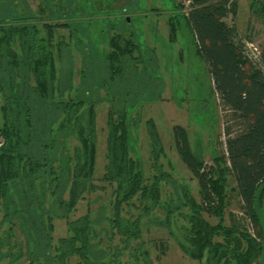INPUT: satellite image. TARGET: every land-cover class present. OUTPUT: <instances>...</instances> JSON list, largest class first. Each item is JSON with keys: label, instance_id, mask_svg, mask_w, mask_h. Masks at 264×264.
<instances>
[{"label": "trees", "instance_id": "1", "mask_svg": "<svg viewBox=\"0 0 264 264\" xmlns=\"http://www.w3.org/2000/svg\"><path fill=\"white\" fill-rule=\"evenodd\" d=\"M6 1L0 0V264H154L150 251L139 243L141 218L125 217L124 207L135 198L146 203L148 211L158 207L162 182L171 177L161 168L165 153L152 119L145 125L153 175L146 178L140 160L131 156L130 129L137 124L131 112L144 101L139 99L148 89L145 76L149 81L151 59L144 58L140 44L128 33L130 18L121 17L125 9L110 26L108 49L100 60L109 80H121L124 99L106 116L101 181L113 188V202L107 226L98 230L89 212L72 219L78 202L96 190L95 104L85 87L81 96L71 99H64L56 88L57 61L67 45L58 31L68 30L71 38L74 21L98 12L87 10L86 0L85 13L77 10L75 0H39V17H21L16 12L20 0L8 2V7ZM251 6L257 14L258 5ZM238 7V0H189L186 12L183 7L173 9L167 19L169 41L188 37V46L204 62L217 105L231 119L223 130L226 155L215 154L210 166L193 152L186 129L175 125L171 130L177 156L196 181L199 195L196 201L189 187L179 189L175 209H187L188 226L177 245L198 264H256L264 253L259 214L264 197V70L247 55L236 27L228 23L237 17ZM119 22L122 30L116 26ZM136 78L130 86V79ZM36 110L45 121L39 131L33 126ZM69 138L78 143L71 155L65 148ZM229 175L251 232L238 222L224 223ZM203 215L217 223L210 224ZM54 218L64 220L68 232L56 242ZM102 235L107 238L104 250L97 248Z\"/></svg>", "mask_w": 264, "mask_h": 264}, {"label": "rangeland", "instance_id": "2", "mask_svg": "<svg viewBox=\"0 0 264 264\" xmlns=\"http://www.w3.org/2000/svg\"><path fill=\"white\" fill-rule=\"evenodd\" d=\"M84 1L75 0L77 10L85 13L86 7L82 4ZM6 2L8 7V2H14V0ZM39 2V0H20V5H16L19 7L16 12L21 17H29V14L39 17L37 15ZM188 2L189 0H86L89 7L87 10L93 9L98 14L91 19L90 16L83 14L85 18L74 21L77 25L71 38L68 30L58 31V34L63 35L68 46L62 49L60 59L57 61V90L62 92L64 99H71L81 96L80 92L85 87L87 98L93 100L95 104L96 161L93 184L96 190L87 193L78 202L72 219L89 212L98 230H104L107 226L106 220L110 215V205L113 202V188L101 181L106 163V116L112 106L115 109L119 108L124 99L120 93L121 80H109L108 74H105L106 68L100 60L103 50L108 49L106 41L112 34L110 26L117 24L123 9L125 12L121 14V17L130 18L128 33L133 34L140 44L144 58L153 60L154 66L151 68L150 60V65L147 67L150 69L149 81L144 75L148 89L145 87L146 94L139 99L144 101L136 111L131 112L134 123L137 121L135 127L132 126L130 129L131 156L140 160L145 177L150 178L153 170L145 122L152 119L165 153L160 160L161 168L169 174L171 181L162 182L161 202L158 207L148 211L147 204L135 198L130 205L124 207V215L131 219L141 218L139 243L150 251L154 264H198L184 256L177 245L178 241L183 240L188 226L187 209H175L179 206L177 201L179 189L181 186L189 187L196 201H199V195L196 181L177 156L171 134L172 127L179 125L186 129L193 152L207 166H210L215 154L226 155V136L223 130L225 125L231 124L229 113L217 105L216 97L211 93V80L205 70L204 62L194 55L188 46V37L182 38L179 35L176 41H169L167 19L173 9L178 11L183 7L182 12H186ZM253 2L258 5L257 14H253L256 6L253 11L251 10ZM238 3L237 17L233 21L228 19V23L236 27L244 50L254 64L264 70V11H259L264 5V0H238ZM129 9L131 11L128 12ZM77 10L75 9L78 13ZM106 12L113 17L107 18L104 14ZM119 23L116 26L122 30V24ZM87 55H89L88 59ZM137 73H142L141 69H138ZM88 78L90 83L86 85ZM130 80H132L130 86L133 87V82H137V78ZM30 85H33L32 80ZM2 103L3 98L0 94V107ZM38 113L39 111L36 110L33 114V126L37 131L42 128L41 123H45ZM56 127V123L52 125L53 129ZM231 127L233 132L236 127L234 124ZM77 145L74 138L67 139L66 151L71 155ZM227 197L228 205L224 223L230 225L232 221H235L251 232L231 175L228 176ZM259 214L264 230V197L259 207ZM203 217L212 225L217 223L213 217L207 215ZM53 224L54 242L67 236L64 220L54 218ZM255 231L253 227V236ZM15 234L20 240L18 231ZM100 239L102 244L96 246L104 250L107 238L102 235ZM118 242V238H115L114 244L117 245ZM136 243L133 242L132 246L135 247ZM76 262L77 260L74 264ZM256 264H264V253Z\"/></svg>", "mask_w": 264, "mask_h": 264}, {"label": "built area", "instance_id": "3", "mask_svg": "<svg viewBox=\"0 0 264 264\" xmlns=\"http://www.w3.org/2000/svg\"><path fill=\"white\" fill-rule=\"evenodd\" d=\"M248 55V54H247ZM249 56V55H248ZM250 57V56H249ZM251 58V57H250Z\"/></svg>", "mask_w": 264, "mask_h": 264}]
</instances>
